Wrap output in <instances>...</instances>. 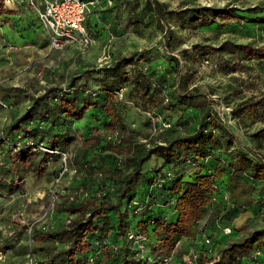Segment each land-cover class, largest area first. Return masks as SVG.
Masks as SVG:
<instances>
[{"label": "trees", "instance_id": "1", "mask_svg": "<svg viewBox=\"0 0 264 264\" xmlns=\"http://www.w3.org/2000/svg\"><path fill=\"white\" fill-rule=\"evenodd\" d=\"M82 1L104 4L84 21L93 36L98 27L92 20L94 14L114 35L128 28L142 34L152 24L164 32L166 47H171L178 32L221 26L228 19L264 24V5L170 8L163 0H111L109 6L107 0ZM12 10L0 0V21ZM178 53L179 57L163 55L165 66L160 73L149 65L143 52L134 51L118 53L108 64L70 77L65 86L51 85L37 94L0 84V107L5 108L2 103H28L0 130V196L24 189L28 176L58 177L64 165L84 173L88 184L82 183V187H96L94 192L82 196L75 193L61 202L56 209L61 219L57 226L47 230L33 226L28 233L25 226L12 221L11 234L0 233V249L22 256L30 249L35 264H83L96 249L103 251V264H162L158 257L151 263L135 260L126 244V232L135 229L146 234L155 256L173 249L182 256L200 233L199 221L210 212L213 224L221 230L227 226L224 223L259 202L258 198L264 199L259 187L264 180V153L256 150L264 146V126L246 134L254 149L243 146L239 135L214 108V100L193 86L203 61L224 74L248 71L254 65L264 73V44L224 39L219 44L192 43ZM87 77H93L96 88L82 81ZM237 81L239 86L247 87L245 79ZM227 87V92L232 90L230 95L237 97L243 91L233 84ZM120 88L124 89L121 99L117 96ZM130 106L144 112L143 122L149 127L151 120L145 112L170 122L171 126L162 130L169 132V137L149 145L138 141L126 124ZM88 110L101 112L104 121L102 128H94L83 138L75 122ZM263 113L261 91L259 96L234 103L230 118L254 122ZM192 116L196 122L191 131L173 134L175 126L188 124ZM117 129L128 133L118 139L107 137V132ZM58 153L67 154L65 163ZM152 157L161 160L162 168L145 172L144 165ZM50 160L60 165L49 170ZM158 177L163 178L160 186L154 184ZM219 193L227 194L230 208L224 202L215 203ZM131 202L146 207L135 213ZM161 208L172 210L175 218L169 220ZM205 225L202 231L211 238L215 253L201 246V264H247L254 251L264 252V227L249 228L246 220L240 229L231 226L228 235L219 230L225 237L220 241ZM182 239H189V243L186 245ZM113 244L121 245L120 250L112 251ZM179 261L183 264L182 259Z\"/></svg>", "mask_w": 264, "mask_h": 264}, {"label": "rangeland", "instance_id": "2", "mask_svg": "<svg viewBox=\"0 0 264 264\" xmlns=\"http://www.w3.org/2000/svg\"><path fill=\"white\" fill-rule=\"evenodd\" d=\"M163 1L170 8H177L181 5H211L217 7L233 5L240 8L264 5V0ZM109 5L106 2V6ZM103 6L104 4L95 5L87 15L90 16L94 10ZM96 16L92 15V20H96L98 23L96 35H94L96 38L95 44L83 50L72 46H64L51 51L48 49L46 38L42 36L41 25L33 10L27 6H21L13 9L11 14L2 16L5 19L0 21V84L19 87L29 94H37L51 85L65 86L69 82L70 77L79 74L84 69L102 66L100 58L105 57L106 60L111 62L118 53L127 55L134 51H141L149 59V65L157 73H160L165 66L163 55L179 57L178 50L180 48H189L192 43L219 44L224 39H231L236 42L264 44V24L247 21L246 19H228L222 21L223 25L221 26L213 25L196 30L178 32L176 38L170 43L171 47H166L164 44V32L155 28L152 24L145 27L142 34L135 33L128 28L114 35L108 31L106 23L102 19L96 18ZM43 42L46 43L43 44ZM211 67V63L203 61L198 69L193 86H197L200 92L207 94L214 100V108L226 119L230 130L239 135L243 146L252 149L253 144L250 143L246 134L264 126V113L253 122L248 119L230 118V110L232 105L242 98L259 96L264 88V73L259 72L255 65L248 71H235L228 74H224L219 70H212ZM239 78L247 81V87L239 86L237 81ZM82 81H86L91 88H96L93 77H87L86 80ZM228 84H233L236 88L240 87L243 91L238 97L235 94L230 95L232 90L227 92ZM225 97L226 99H224ZM27 104V102H22L18 105H7L5 108L0 107V130L12 120L14 115L22 112ZM144 117V112L133 106H130L127 110L126 124L130 130H134L131 132L138 141L149 145L169 137V132L153 131L152 127L145 125L143 122ZM194 119L192 116L188 124L175 126L176 132L173 134H184L191 131L196 122L193 121ZM103 121L104 116L101 112L88 110L81 120L75 122L78 134L83 138L88 137L94 128H102ZM126 133H128V130L117 129L106 134L109 138L118 139L125 136ZM256 150L264 153V146ZM61 160L63 161L62 157ZM156 161L154 157L148 160L144 165V171L150 172L154 169L162 168V165L159 166L162 162L155 163ZM59 165V161L52 162L50 160L48 169H55ZM193 167V169H196L197 166ZM73 169V167H68L58 181L55 180L56 177L53 178V175L28 176L24 189L5 197L0 196L1 227L19 225L17 224L19 220L33 223L36 227L45 226L52 228L57 226L61 219L56 209L60 207L61 202L71 198L75 193V196H82L96 190V187L92 189L82 187V183L88 184V179L84 177L83 172L73 171ZM261 184H259L260 188L262 187ZM258 194L259 192H256V196ZM221 198L223 200L219 202H224L223 205L229 206L228 208L232 206L228 196L224 199V193H222ZM258 200L259 202L254 203L252 207L235 217L239 228L246 220L249 221V228L264 227V199L258 198ZM161 210L166 215H168L167 211L172 213L169 208H161ZM44 214L45 216L42 217ZM212 214L213 212H210L208 217L201 219L198 227L205 223L207 231L214 235L215 238L223 241L225 237L221 235V230L217 227V224L216 226L213 224ZM168 217H170L168 218L169 220L173 219L172 214L168 215ZM223 220H225L224 217L222 218ZM241 220L243 222L240 225L239 222ZM12 221L14 224H12ZM224 224L236 229V221L234 222V219ZM219 230L220 232H218ZM182 242L187 245L189 239H182ZM0 247L2 246L0 245ZM175 251L176 249L169 264H179L180 262L181 256L176 255ZM8 253L9 259L6 264H22V255L12 253L11 250ZM251 261L255 264H264V252L254 251L250 258Z\"/></svg>", "mask_w": 264, "mask_h": 264}, {"label": "built area", "instance_id": "3", "mask_svg": "<svg viewBox=\"0 0 264 264\" xmlns=\"http://www.w3.org/2000/svg\"><path fill=\"white\" fill-rule=\"evenodd\" d=\"M4 7L9 9H15L20 6H27L33 10L36 14L37 20L41 25L42 31L44 32L49 51L54 49H60L64 46H74L79 50H83L95 44L96 38L87 30L84 25L87 14L91 11V6L96 4L97 1H82V0H1ZM107 3L111 4V0H107ZM105 59V60H104ZM101 65L108 64L109 61L105 57L99 59ZM123 88L118 90L117 96L119 99L123 97ZM264 97V88L262 89ZM4 107H7L5 103H2ZM145 115L151 120V127L153 131L168 129L171 124L168 121L162 120L160 117H156L151 112H145ZM42 150H47L44 147H40ZM53 152V151H51ZM55 152V151H54ZM65 163L66 153H58ZM67 170L64 165L59 176L56 177L58 181L59 177L63 172ZM75 171V169H73ZM167 176H171L170 172H167ZM163 182L162 177L156 178L154 184L160 186ZM264 196V180L262 184ZM227 198V194L224 193V199ZM228 203V202H227ZM131 206H134V212L138 213L146 207V204H140V202H131ZM47 211V210H46ZM46 214V213H45ZM45 214L42 216L44 217ZM17 224L25 226L28 233H30L33 223L24 222L19 220ZM18 225V226H19ZM42 230H47L48 227L40 226ZM200 233L197 239L194 241V245L190 246L185 251L181 259L183 264H201L199 257V248L206 247L208 252L215 253V249L211 238L202 231V226L199 228ZM12 225L1 227L0 233L2 236L11 234ZM223 234L228 235L231 233L232 228L227 225L221 228ZM126 244L130 247L132 256L137 261L143 262H154L157 257L160 259L162 264H169L173 259V252L175 249L164 252L159 256H155L151 249V242L146 234L138 232L135 229H130L126 232ZM30 242V239L28 240ZM179 241L176 242L175 248L178 246ZM111 250L117 252L120 250L121 245L113 244ZM9 249H0V264H6L9 259ZM258 252V251H257ZM22 264H35L34 256L30 249L25 252L22 256ZM103 257V251L96 249L89 253L83 262V264H103L101 259Z\"/></svg>", "mask_w": 264, "mask_h": 264}, {"label": "crops", "instance_id": "4", "mask_svg": "<svg viewBox=\"0 0 264 264\" xmlns=\"http://www.w3.org/2000/svg\"><path fill=\"white\" fill-rule=\"evenodd\" d=\"M98 3H96V4H94V5H92L91 6V9H92V7H94L95 5H97ZM21 7V6H20ZM42 32V36H44L45 38H46V36H45V34H44V32L43 31H41ZM72 46V45H71ZM72 47H74V46H72ZM157 161L155 162V163H161V160H159V159H157V158H155ZM160 165H162V164H159V166ZM221 195L222 194H218L216 197H215V203H219V201L220 200H223V198H221ZM217 199V200H216ZM167 214L169 215V214H171V212L169 213V212H167ZM164 215H166V214H164ZM250 216V215H249ZM172 217H174L175 218V214H172ZM244 220V219H243ZM243 220H241L240 222H239V224L241 225L242 224V222H243ZM236 221V224H235V227L237 228V229H240L239 228V226H238V224H237V219L236 218H234V222ZM247 264H255L254 262H250L249 260H248V262H247Z\"/></svg>", "mask_w": 264, "mask_h": 264}]
</instances>
